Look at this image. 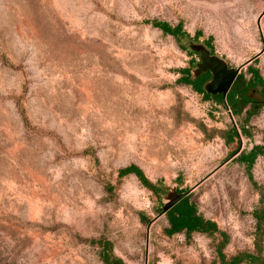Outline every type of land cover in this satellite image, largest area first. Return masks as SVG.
Wrapping results in <instances>:
<instances>
[{
  "label": "rangeland",
  "instance_id": "rangeland-1",
  "mask_svg": "<svg viewBox=\"0 0 264 264\" xmlns=\"http://www.w3.org/2000/svg\"><path fill=\"white\" fill-rule=\"evenodd\" d=\"M197 45L228 68L258 54L240 73L264 78V0H0V264H105L100 238L124 264H222L221 232L226 260L264 259V153L238 161L264 107L227 141L224 103L178 81ZM182 192L219 232H165Z\"/></svg>",
  "mask_w": 264,
  "mask_h": 264
},
{
  "label": "trees",
  "instance_id": "trees-1",
  "mask_svg": "<svg viewBox=\"0 0 264 264\" xmlns=\"http://www.w3.org/2000/svg\"><path fill=\"white\" fill-rule=\"evenodd\" d=\"M150 22L153 26L158 27L165 33L174 35L176 38L181 34L180 25L172 26L167 21L156 19ZM182 34L184 33L182 32ZM248 71L250 77L246 78L243 73H239L226 95V101L231 113L233 115H240L244 112L246 120L260 112L264 107V78L261 76L258 68L248 67ZM181 74V77L178 78L179 82L191 85L195 91L201 93L205 98H212L219 102L222 101L221 94L213 95L205 90V84L211 79V73L208 70L194 75L192 70L184 68L181 69ZM20 113L24 123H27L24 110L21 109ZM242 133L247 134L244 128H242ZM236 137H238L236 129L230 127L228 135L226 136L227 141L231 142ZM259 153H264V136L262 145H254L249 151L241 152L238 156V161L246 163L247 168H249ZM129 173L135 174L144 186L153 191H158V186L150 182L138 166L131 164L118 171L119 176H124ZM165 214L168 221V227L165 229L167 234L184 232L187 236H190L194 232H199L212 235L220 231L215 221L204 217L203 214L198 211L196 204L189 200L188 195L177 202ZM221 233L224 235L225 241L226 234L223 232ZM91 241L103 246V251L100 255L105 264H124L120 259L112 257L111 243L109 240L100 238ZM224 241L220 243L217 250L218 257L222 264H238L242 261L248 264H264L263 258L258 254L248 251L234 254L229 260H226V256L222 252Z\"/></svg>",
  "mask_w": 264,
  "mask_h": 264
},
{
  "label": "water",
  "instance_id": "water-1",
  "mask_svg": "<svg viewBox=\"0 0 264 264\" xmlns=\"http://www.w3.org/2000/svg\"><path fill=\"white\" fill-rule=\"evenodd\" d=\"M193 49L194 51L198 52L200 56L199 62L196 63V68L193 70V74L198 75L201 72L207 71V70L211 73V79L205 84V90L208 93L213 94V95L221 94L222 101L226 109H228L230 113V118L233 123V127L236 129L237 133L239 134L237 125L234 121L233 115L227 104L226 95L230 87L232 86L234 80L239 75L240 70L245 65L251 63L258 54L252 58H249L247 61H245L244 63H242L236 68H228L226 63L222 61L220 58H218L215 55L209 54V52L204 46L197 45L193 47ZM262 51H264V48L261 50V52ZM186 196L187 194L185 192H182L176 195L173 200H171L169 203H167L163 207L161 214L166 213L171 207H173L177 202H179L181 199H183ZM161 214H159V216Z\"/></svg>",
  "mask_w": 264,
  "mask_h": 264
}]
</instances>
